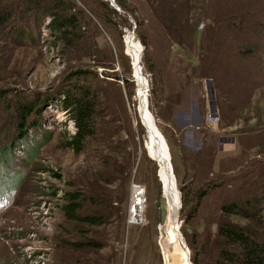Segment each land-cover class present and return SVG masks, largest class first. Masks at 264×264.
I'll return each instance as SVG.
<instances>
[{"label":"rangeland","instance_id":"rangeland-1","mask_svg":"<svg viewBox=\"0 0 264 264\" xmlns=\"http://www.w3.org/2000/svg\"><path fill=\"white\" fill-rule=\"evenodd\" d=\"M80 1L84 39L72 53L56 47L45 28L37 32L33 46L29 40L18 41L14 31L5 37L0 33V148L16 136V128L5 130L4 123L15 116L17 99L50 97L43 104L40 132H30L25 142L18 140L14 158L0 169V264L180 263V249L166 231L168 205L159 165L145 146L142 108L167 145L182 198L178 231L194 264L192 245L201 252L209 230L220 220L221 206L240 194L238 188L249 179L253 165L264 160V74L262 68L259 76L254 73L264 60L237 53L246 44H256L264 56V0H114L115 6L119 1L126 7L119 6L121 18L109 16L101 4L116 8L109 0ZM130 37L141 48L138 59L128 54ZM79 68L94 73L100 91L97 134L82 154L63 146L76 129L59 104L67 74ZM153 68L164 74L163 101H152ZM192 81L202 87V122L196 130L204 136L203 147L216 156L214 161L207 156L197 174L191 158L197 152L186 149L173 120L179 91ZM252 90L256 92L247 100L262 96L261 118L257 110H246L248 102L242 100ZM7 102L10 107H5ZM232 102L239 116L227 118ZM259 123L262 127L257 128ZM15 173L22 175L16 189L10 180ZM218 177L223 186L197 210L191 188L196 193L208 178ZM133 184L145 189L140 225L128 223ZM75 190L94 199L84 213L98 211L105 224L90 227L65 219L61 198ZM182 245L186 251L184 241ZM168 254H173L169 262ZM198 261L213 264L203 254Z\"/></svg>","mask_w":264,"mask_h":264},{"label":"trees","instance_id":"trees-1","mask_svg":"<svg viewBox=\"0 0 264 264\" xmlns=\"http://www.w3.org/2000/svg\"><path fill=\"white\" fill-rule=\"evenodd\" d=\"M78 1L80 0H0V33L5 37L9 34L8 32L14 31V36L18 41L23 42L25 40L27 42L29 40L30 45L33 46L38 43L37 32L45 28L50 37L54 39L56 47L63 48L62 51L67 54L72 53L77 50L78 45L84 39L82 32L84 12L80 7L82 4H79ZM80 2L82 3V1ZM117 3L123 10H126L122 2L118 1ZM101 4L108 9L109 16L121 18L118 11L110 7L109 4ZM261 27L263 26L259 25V28ZM241 49L237 53L243 58L263 62L264 56L263 53H260L258 45L246 44ZM260 68L264 74V63H261L259 69L258 63L255 65L254 73L256 76L262 72ZM152 76V101L155 98L163 101L165 95L164 74L153 68ZM94 80L92 71L79 68L67 74L65 83L61 88L59 104L62 112L67 115L68 120L74 124L76 129L75 134L69 136L63 146L76 154L84 153L89 141L97 134L96 118L100 91L97 89ZM251 92L256 91L252 90L245 93L242 100L245 103L248 102L246 110L250 108L257 110L258 116L261 118L263 115L260 116L259 100L261 101L262 96L256 95L255 101L251 102V98L247 100ZM1 98L2 93L0 92ZM38 98L30 101L19 97L17 102L13 104L15 116L4 123L6 127L4 128L5 130L8 128L10 131L9 128L13 126L16 128V136L14 133L9 143L0 148V169L9 164V159L14 158L12 153L18 140L25 142L29 140L30 132L34 136L40 132L39 129L42 126L40 116L43 104L47 103L50 97ZM5 104V107L11 106L10 102ZM219 104L227 107L226 103L222 101ZM239 105L238 103V107ZM228 107L231 115H228L227 118L239 116L236 110L237 112L240 110L233 102L229 103ZM34 116L37 119H31ZM260 127H262L261 123L257 128ZM207 156H210L213 161L216 157L215 152H211L206 144L201 151L193 154L191 158L196 163V165H192L194 174L200 172ZM0 175L2 174L0 173ZM211 175H213V169ZM249 175V179L238 188L240 194L221 206L220 220L215 223L216 229L209 230L205 237V244L201 247V252L197 253L196 248L192 245V250L195 252L194 264H199L198 255L200 254L210 258L213 264H264V160L256 162L249 171ZM3 178L7 180V177L3 176ZM14 178L10 180H13L12 187L16 189L22 182V175L15 173ZM223 184L224 182L220 181V177L217 179L208 178L201 184L196 193L195 188H191V199L193 193L198 200L195 208L198 210L203 200ZM182 190L185 191L183 186ZM57 194L55 193V195ZM189 197L188 192L183 194L184 206L188 203ZM61 200H63L62 212L67 221L90 227L105 224L103 215L98 211L89 214L84 213L87 205L92 203L94 199L83 191L66 192ZM86 245L94 246V243H86ZM75 246H79V244H75Z\"/></svg>","mask_w":264,"mask_h":264},{"label":"bare ground","instance_id":"bare-ground-1","mask_svg":"<svg viewBox=\"0 0 264 264\" xmlns=\"http://www.w3.org/2000/svg\"><path fill=\"white\" fill-rule=\"evenodd\" d=\"M129 41L131 47L128 49V54L132 58L138 59L141 54V48L134 42V39L132 37H130ZM141 115L145 127L148 131V140L145 145L146 150L149 156L152 157L153 160L156 161V163L159 165V176L165 189L164 194L167 200L169 215L166 231L170 236L169 239L171 240V242L175 243L180 249L181 257L179 264H190V256L188 253L186 254V251L184 250V247L182 245L183 240H181L182 237H180L181 235L178 231L179 226L177 225V219L180 208V195L177 189V181L174 176V171L170 167L172 163L169 156L168 148L159 131L154 126L153 119L147 114L146 110L143 108L141 109ZM172 257L173 254H168L166 256L167 261L169 262L170 259H173Z\"/></svg>","mask_w":264,"mask_h":264},{"label":"crops","instance_id":"crops-1","mask_svg":"<svg viewBox=\"0 0 264 264\" xmlns=\"http://www.w3.org/2000/svg\"><path fill=\"white\" fill-rule=\"evenodd\" d=\"M201 85L192 81L179 91L178 101L173 107L174 124L183 137V142L190 152H198L204 144V136L196 129L202 122L200 102Z\"/></svg>","mask_w":264,"mask_h":264},{"label":"built area","instance_id":"built-area-1","mask_svg":"<svg viewBox=\"0 0 264 264\" xmlns=\"http://www.w3.org/2000/svg\"><path fill=\"white\" fill-rule=\"evenodd\" d=\"M132 192L128 210V223L130 225H140L143 222L146 206L145 189L142 185L133 184Z\"/></svg>","mask_w":264,"mask_h":264},{"label":"water","instance_id":"water-1","mask_svg":"<svg viewBox=\"0 0 264 264\" xmlns=\"http://www.w3.org/2000/svg\"><path fill=\"white\" fill-rule=\"evenodd\" d=\"M112 4H114V6H115V1L114 0H109ZM116 8H114V9H116L117 11H121V8L119 7V6H115ZM152 158V157H151ZM153 159V158H152ZM170 167H171V169L173 170V167H172V165H170ZM180 201H181V206H180V210L182 209V198H181V194H180ZM180 235H181V237L183 238V241H184V243H185V247H186V251H187V253L189 254V256H190V259H191V255H190V250H189V248H188V246H187V243H186V241H185V239H184V237H183V235H182V233H180ZM191 263H192V261H191ZM193 264V263H192Z\"/></svg>","mask_w":264,"mask_h":264}]
</instances>
